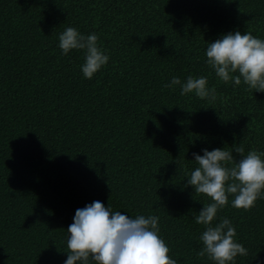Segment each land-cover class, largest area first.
Segmentation results:
<instances>
[{"label":"trees","instance_id":"trees-1","mask_svg":"<svg viewBox=\"0 0 264 264\" xmlns=\"http://www.w3.org/2000/svg\"><path fill=\"white\" fill-rule=\"evenodd\" d=\"M67 27L109 56L91 79L84 50L59 48ZM235 31L264 39V0H0V264H64L67 227L97 200L158 216L178 264H214L197 255L211 200L187 184L193 153L264 152V92L206 63ZM173 76H206L215 99L165 88ZM232 199L213 225L228 218L248 250L235 264H264V195L247 211Z\"/></svg>","mask_w":264,"mask_h":264},{"label":"clouds","instance_id":"clouds-1","mask_svg":"<svg viewBox=\"0 0 264 264\" xmlns=\"http://www.w3.org/2000/svg\"><path fill=\"white\" fill-rule=\"evenodd\" d=\"M97 42L95 33L83 35L74 27H67L59 35L63 55L73 49L85 51L82 73L88 79L109 60ZM206 57V63L224 83L240 85L243 80L249 89L264 92V39L250 32H229L209 43ZM174 86H180L181 95L194 92L201 99L216 96L206 76H188L186 82L173 76L164 85ZM232 146L231 150L224 147L203 149V155L193 153L198 166L187 178L194 192L211 200L203 204L195 222L205 226L200 236L203 248L197 255H207L214 264H235L237 256L248 255L235 239L236 229L228 218L213 225L218 212L228 205L229 196L234 197L232 207L247 211L264 195V152L251 150L245 155L242 145ZM158 222L155 215L130 218L120 211L113 212L101 201H93L76 210L73 223L66 229L68 256L64 264H178L169 256L170 248L159 235Z\"/></svg>","mask_w":264,"mask_h":264}]
</instances>
